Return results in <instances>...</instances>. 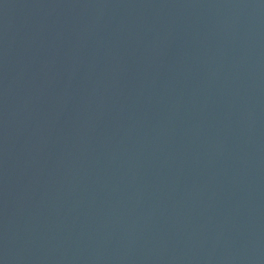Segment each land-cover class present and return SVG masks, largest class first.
Returning a JSON list of instances; mask_svg holds the SVG:
<instances>
[{"label": "water", "instance_id": "obj_1", "mask_svg": "<svg viewBox=\"0 0 264 264\" xmlns=\"http://www.w3.org/2000/svg\"><path fill=\"white\" fill-rule=\"evenodd\" d=\"M0 264H264V0H0Z\"/></svg>", "mask_w": 264, "mask_h": 264}]
</instances>
